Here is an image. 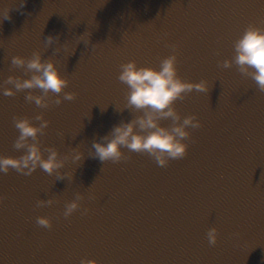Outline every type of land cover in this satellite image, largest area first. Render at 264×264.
<instances>
[{"label":"water","instance_id":"1","mask_svg":"<svg viewBox=\"0 0 264 264\" xmlns=\"http://www.w3.org/2000/svg\"><path fill=\"white\" fill-rule=\"evenodd\" d=\"M179 75L206 79L183 97L201 126L189 138L214 264H264V90L233 63V41L264 27V0H169ZM191 127V126H189Z\"/></svg>","mask_w":264,"mask_h":264},{"label":"clouds","instance_id":"2","mask_svg":"<svg viewBox=\"0 0 264 264\" xmlns=\"http://www.w3.org/2000/svg\"><path fill=\"white\" fill-rule=\"evenodd\" d=\"M11 18L10 13L3 15ZM59 37L52 34L44 39L45 50ZM235 52L232 57H225L218 61L225 67L233 63L238 66L242 74L250 75L261 90H264V27L249 23L247 27L233 41ZM173 49L178 45L172 43ZM59 47L53 49L58 52ZM12 65L23 66L27 75L9 73L2 87L5 95H14L20 89L39 88V93L29 90L26 99L34 100L37 105L47 107L49 105V93H57L55 103L60 104L64 99H73L77 92L73 89L66 90L69 77L63 74L52 55L47 58L37 48L29 56L15 53L11 56ZM118 79L129 87L126 91V104L117 107L123 111L124 107L135 113L130 119H121L112 125L111 129L92 140V153L101 161H119L126 158L124 148L132 151L147 152L155 158L158 164L166 165L170 158H180L186 155L188 139L192 135V129L201 126V120L196 113L182 115L176 108L175 101L183 98L187 92L193 89L208 91L206 79H185L179 75L177 68V53L161 58L159 66L152 64H138L134 58L124 60L119 65ZM59 93H62L60 95ZM139 110V111H138ZM171 118L170 124L163 123V119ZM40 123H34L33 120ZM14 123L20 130L14 144L17 148H25L20 155L0 153V172H8L15 168L21 173L31 174L38 166L49 174L55 173L57 178H63L59 170L65 165V158L61 157L60 150L55 145L41 147L40 134L44 133L50 121L44 112L35 113L34 117L27 115H14ZM191 126V127H189ZM59 134L63 135L61 130ZM76 134V133H75ZM75 134L73 136H75ZM71 146V159L73 162H81L84 152L78 147ZM45 151L47 155H45ZM73 178V176H72ZM84 198L82 192H76L75 197L66 201L63 214L69 216L75 209L81 207ZM92 198V195H89ZM52 198H41L37 205L51 204ZM88 211L87 208L84 209ZM38 224L51 227L52 219L47 215L36 217ZM207 238L210 244H215L218 239V228L211 225L207 229ZM80 264H99L95 258L81 257Z\"/></svg>","mask_w":264,"mask_h":264}]
</instances>
